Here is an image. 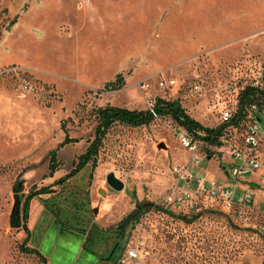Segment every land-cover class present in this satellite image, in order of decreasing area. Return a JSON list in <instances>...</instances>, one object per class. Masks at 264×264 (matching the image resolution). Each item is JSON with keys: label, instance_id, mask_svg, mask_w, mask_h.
Returning <instances> with one entry per match:
<instances>
[{"label": "rangeland", "instance_id": "rangeland-1", "mask_svg": "<svg viewBox=\"0 0 264 264\" xmlns=\"http://www.w3.org/2000/svg\"><path fill=\"white\" fill-rule=\"evenodd\" d=\"M119 74L124 86L105 89ZM165 79L175 84L162 87ZM262 81L264 0H0V264H42L21 251L29 246L22 223L13 227L15 191L26 197L69 174L95 138L97 109L145 111L157 99L178 100L191 118L218 128V107H236L234 88ZM182 129L170 116L139 128L114 125L97 167L41 200L70 228L85 233L96 224L89 246L103 257L114 227L143 206L115 264H264L263 212L187 213L165 204L176 165L209 185L225 184L220 147L196 140V152L185 150ZM67 136L79 142L59 149ZM57 150L61 166L49 178ZM110 173L125 183L122 192L107 185ZM251 188L256 208L263 206L264 188ZM137 244L139 256L130 258Z\"/></svg>", "mask_w": 264, "mask_h": 264}, {"label": "built area", "instance_id": "built-area-1", "mask_svg": "<svg viewBox=\"0 0 264 264\" xmlns=\"http://www.w3.org/2000/svg\"><path fill=\"white\" fill-rule=\"evenodd\" d=\"M175 84L174 80L161 81L162 87ZM252 87L264 91V81L252 84ZM247 87V86H246ZM245 87H235L236 107H218L217 114L220 124L224 126L220 141V150L227 160L223 162L222 174L224 185H209L202 178L193 177L187 173L186 167L176 165L172 173L176 182L171 193L165 198L167 206L177 207L183 212H196L204 208L217 207L226 214H238L243 210H258L264 213V205L256 208L254 190L251 185H259L264 188V96L245 106L238 122L233 119L238 109V99ZM202 135V134H199ZM182 147L190 152L197 151V141L193 134L185 129L178 132ZM196 163L198 159L194 157ZM257 176L260 181L249 180ZM231 183V184H229ZM260 232L264 234V223L260 225ZM129 251L130 258L139 256L140 244Z\"/></svg>", "mask_w": 264, "mask_h": 264}, {"label": "trees", "instance_id": "trees-1", "mask_svg": "<svg viewBox=\"0 0 264 264\" xmlns=\"http://www.w3.org/2000/svg\"><path fill=\"white\" fill-rule=\"evenodd\" d=\"M18 15L13 19L10 26H14L18 21ZM125 84V79L122 74H119L115 81L108 83L105 89L109 90H118L121 89ZM264 96V91L259 88L247 86L240 93L238 99V109L237 113L234 116L233 122L237 123L238 118L242 116V113L245 109V106L254 101L260 100ZM98 116V125L95 130V138L86 149V151L78 157V161L72 171L61 179L55 181L53 186L63 185L75 176H77L84 168L89 164L92 165V168L97 167V156L102 147L103 141L110 131V129L116 125L121 124L129 126L132 128H139L143 126L151 125L157 118L170 116L173 118L182 128H184L188 133L193 134L196 139L208 144L210 146L221 147L222 143L220 138L224 129L223 125H220L218 128H209L202 125L200 122L191 118L181 106L178 100L169 101L165 99H157L155 106L152 110H130L127 108H120L114 106H107L106 108H99L96 110ZM202 134V135H199ZM79 142L78 139L66 137L64 141L60 144L59 149L64 148L68 145H72ZM61 161L59 160V152L52 151L49 155V178H53L55 173L60 169ZM53 186L41 187L33 186L31 191L26 197L20 195L19 191H15L16 199L20 202L21 208V220L22 228L26 233L27 237L25 242L29 243L30 240V231L27 227V222L29 219V210L30 203L33 198L40 197L42 195L53 194ZM45 205L48 206L47 200H44ZM53 211V210H52ZM167 213L173 217L175 215L169 211ZM53 214H57L53 211ZM145 214V209L143 206L136 207L130 214L124 217L113 231L116 236V242L112 247L110 253L106 258H103L106 262L114 264L119 262L122 259L123 252L126 249L128 244V237L126 234L134 229L136 225L140 222L141 218ZM58 217V216H57ZM187 223H192L193 220H196V217L192 219H187L186 217H178ZM59 219V218H57ZM59 221V220H58ZM60 222V221H59ZM92 228H97V225H93ZM74 229V228H73ZM130 233V232H129ZM128 233V234H129ZM126 236V237H125ZM129 236V235H128ZM90 234L87 235L85 245L90 244ZM21 251L28 254L37 255L43 264H45V259L41 257L38 251L30 249L28 247H21ZM87 251L90 254L95 256V252L90 251L91 247H86Z\"/></svg>", "mask_w": 264, "mask_h": 264}, {"label": "crops", "instance_id": "crops-1", "mask_svg": "<svg viewBox=\"0 0 264 264\" xmlns=\"http://www.w3.org/2000/svg\"><path fill=\"white\" fill-rule=\"evenodd\" d=\"M41 199L33 198L30 203L28 248L38 251L45 264H97L98 257L85 248L87 234L59 222Z\"/></svg>", "mask_w": 264, "mask_h": 264}, {"label": "water", "instance_id": "water-1", "mask_svg": "<svg viewBox=\"0 0 264 264\" xmlns=\"http://www.w3.org/2000/svg\"><path fill=\"white\" fill-rule=\"evenodd\" d=\"M106 182L107 185L116 192H122L125 189V183L123 182V180L117 178L115 173H110L106 178ZM20 208H21L20 202L16 199V203L12 211L13 221L14 220L17 221V223L13 225V227L15 228L21 227L22 220H21Z\"/></svg>", "mask_w": 264, "mask_h": 264}, {"label": "flooded vegetation", "instance_id": "flooded-vegetation-1", "mask_svg": "<svg viewBox=\"0 0 264 264\" xmlns=\"http://www.w3.org/2000/svg\"><path fill=\"white\" fill-rule=\"evenodd\" d=\"M61 223H63L65 226H67V224L64 222V221H62V220H59ZM94 224H92L91 225V228H90V230H89V232H85V234H91V232L94 230V229H97V228H92V226H93ZM96 225V224H95ZM80 231V230H79ZM98 231L101 233V229H98ZM81 232H83L84 233V231H81ZM91 239V238H90ZM92 240V239H91ZM115 242H116V239H115V237H114V239H113V242H112V246L111 247H113L114 246V244H115ZM91 245H92V243H90ZM86 247H90L89 246V244H86L85 245ZM85 247V248H86ZM95 247V246H94ZM97 247H100L99 245H97ZM90 251H93V252H95L96 254H95V256L96 257H98V261H97V264H104V262H106L103 258H106V257H103V256H101L99 253H98V251H96L95 249H90ZM108 263V262H107ZM110 264V263H109ZM115 264V263H114Z\"/></svg>", "mask_w": 264, "mask_h": 264}]
</instances>
